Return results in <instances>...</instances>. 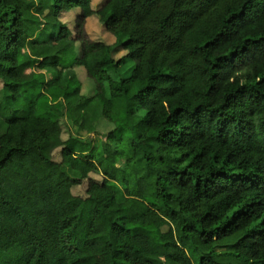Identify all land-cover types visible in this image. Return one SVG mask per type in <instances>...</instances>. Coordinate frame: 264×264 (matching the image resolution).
Listing matches in <instances>:
<instances>
[{"label": "trees", "instance_id": "16d2710c", "mask_svg": "<svg viewBox=\"0 0 264 264\" xmlns=\"http://www.w3.org/2000/svg\"><path fill=\"white\" fill-rule=\"evenodd\" d=\"M0 82V264H264V0H0Z\"/></svg>", "mask_w": 264, "mask_h": 264}, {"label": "rangeland", "instance_id": "374dc122", "mask_svg": "<svg viewBox=\"0 0 264 264\" xmlns=\"http://www.w3.org/2000/svg\"><path fill=\"white\" fill-rule=\"evenodd\" d=\"M99 4V1H97ZM97 4V6H98ZM97 6H93L96 8ZM78 13L77 9H73L68 12H61L60 13V20L66 24L70 29L72 28L73 25V18L74 16ZM86 31L90 38L94 40H101L105 43L112 44L114 42L113 37H111L107 31L104 29L103 25L98 21V19L95 16H91L88 18L86 22ZM76 50H78V44H76ZM122 54H124V51L118 50L113 54V57L117 59L120 57ZM133 63L128 62L126 65L123 66L122 70L120 71V75H127L129 70L131 69ZM76 75L80 82L82 83V93L85 95H90L93 93V84L91 83L90 80H88L84 74V71L80 67H75L74 68ZM11 105V99L9 94L1 89V82H0V133L4 129V122H3V117L4 115L9 111ZM60 125H61V138L62 140H65L68 135L73 133L74 129L71 128L70 124L64 120H60ZM112 128V125L107 123L106 121L100 120L97 125H96V132L94 134H89V138L93 141L96 142L98 139H104L106 133ZM60 148H56L52 152V159L55 162H59L60 160V154H59ZM68 176L70 177H77V174L73 171H71L68 167L63 166L61 168ZM90 178H92L95 181H100L101 180V174L100 173H90L89 174ZM111 187H113L116 190L117 197L119 199L122 198V192L120 188L113 183H109ZM87 182L86 180H83L80 184L74 185L71 188V192L73 195H78L81 197H85V190H86Z\"/></svg>", "mask_w": 264, "mask_h": 264}, {"label": "crops", "instance_id": "0c3cea01", "mask_svg": "<svg viewBox=\"0 0 264 264\" xmlns=\"http://www.w3.org/2000/svg\"><path fill=\"white\" fill-rule=\"evenodd\" d=\"M112 37V36H111ZM81 68V67H80Z\"/></svg>", "mask_w": 264, "mask_h": 264}]
</instances>
